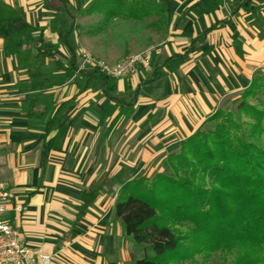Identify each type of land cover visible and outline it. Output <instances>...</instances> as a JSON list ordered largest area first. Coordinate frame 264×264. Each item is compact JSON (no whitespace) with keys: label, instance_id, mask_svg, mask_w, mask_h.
<instances>
[{"label":"crops","instance_id":"crops-1","mask_svg":"<svg viewBox=\"0 0 264 264\" xmlns=\"http://www.w3.org/2000/svg\"><path fill=\"white\" fill-rule=\"evenodd\" d=\"M93 1L0 0L3 219L52 264L140 259L114 216L121 186L167 172V156L264 74V0H157L160 17L102 30ZM147 51L128 78L87 60Z\"/></svg>","mask_w":264,"mask_h":264},{"label":"trees","instance_id":"trees-1","mask_svg":"<svg viewBox=\"0 0 264 264\" xmlns=\"http://www.w3.org/2000/svg\"><path fill=\"white\" fill-rule=\"evenodd\" d=\"M88 12L104 16L100 30L114 18L162 14L157 0H94ZM239 99L234 113L218 109L210 128L167 156L168 173L121 186L113 212L142 247L134 264L195 263L217 250L232 256L229 264H264V74Z\"/></svg>","mask_w":264,"mask_h":264},{"label":"built area","instance_id":"built-area-1","mask_svg":"<svg viewBox=\"0 0 264 264\" xmlns=\"http://www.w3.org/2000/svg\"><path fill=\"white\" fill-rule=\"evenodd\" d=\"M150 52L127 56L114 65L87 60L107 77L119 79L135 76L141 66L148 62ZM11 198L8 186L0 182V264H52L53 255L46 254L42 249H32L23 243L19 232L4 221L3 214Z\"/></svg>","mask_w":264,"mask_h":264},{"label":"rangeland","instance_id":"rangeland-1","mask_svg":"<svg viewBox=\"0 0 264 264\" xmlns=\"http://www.w3.org/2000/svg\"><path fill=\"white\" fill-rule=\"evenodd\" d=\"M239 102H240V99H238L236 102L227 104L221 107L220 109L234 113ZM248 103L252 106H256L258 104L253 98L248 99ZM241 120L247 123L250 122L249 119L244 117L243 115L241 116ZM205 128H210V126L205 125L203 129ZM168 172L169 171L167 170V172L165 173H168ZM208 254L209 255H207V253H204V252L200 253L198 256L195 257V263L186 262L185 264H229L232 260V256L225 254L221 250H217V251H214Z\"/></svg>","mask_w":264,"mask_h":264}]
</instances>
